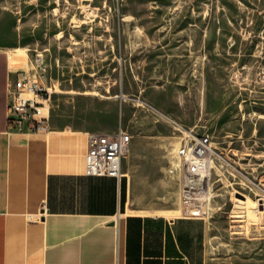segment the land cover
Masks as SVG:
<instances>
[{
	"label": "rangeland",
	"instance_id": "obj_1",
	"mask_svg": "<svg viewBox=\"0 0 264 264\" xmlns=\"http://www.w3.org/2000/svg\"><path fill=\"white\" fill-rule=\"evenodd\" d=\"M8 11L0 44L50 89L51 123L130 134V207L180 208L176 148L208 133L207 264H264V212L234 208L248 194L264 210V0H11Z\"/></svg>",
	"mask_w": 264,
	"mask_h": 264
},
{
	"label": "crops",
	"instance_id": "obj_2",
	"mask_svg": "<svg viewBox=\"0 0 264 264\" xmlns=\"http://www.w3.org/2000/svg\"><path fill=\"white\" fill-rule=\"evenodd\" d=\"M10 3L0 0V16ZM9 50L0 44V264H207V219L132 208L123 171L85 173L88 133L106 131L8 124L23 70Z\"/></svg>",
	"mask_w": 264,
	"mask_h": 264
},
{
	"label": "built area",
	"instance_id": "obj_3",
	"mask_svg": "<svg viewBox=\"0 0 264 264\" xmlns=\"http://www.w3.org/2000/svg\"><path fill=\"white\" fill-rule=\"evenodd\" d=\"M7 122L19 131L40 132L49 128L50 89L29 76L17 72L10 89ZM130 134L123 127L114 131L89 132L84 171L91 175L123 176L122 160L130 148ZM181 182V214L207 219L212 210L209 179L215 149L208 133H185L175 151Z\"/></svg>",
	"mask_w": 264,
	"mask_h": 264
},
{
	"label": "bare ground",
	"instance_id": "obj_4",
	"mask_svg": "<svg viewBox=\"0 0 264 264\" xmlns=\"http://www.w3.org/2000/svg\"><path fill=\"white\" fill-rule=\"evenodd\" d=\"M237 203L235 204L234 208L239 211L243 210L245 211L248 215L253 216V212L256 213V217L259 218V213L264 212L263 209L258 207V204H261L258 199H252L248 194H246L244 197H236ZM259 199H264V198H259ZM181 209L178 207H172V208H163L158 210V213H163L167 216H174L178 212H180Z\"/></svg>",
	"mask_w": 264,
	"mask_h": 264
},
{
	"label": "water",
	"instance_id": "obj_5",
	"mask_svg": "<svg viewBox=\"0 0 264 264\" xmlns=\"http://www.w3.org/2000/svg\"><path fill=\"white\" fill-rule=\"evenodd\" d=\"M238 196H243L241 193H237Z\"/></svg>",
	"mask_w": 264,
	"mask_h": 264
}]
</instances>
